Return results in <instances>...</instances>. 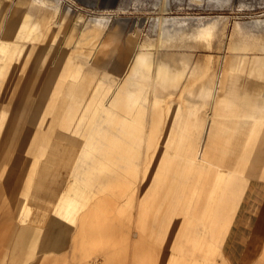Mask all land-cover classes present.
I'll return each mask as SVG.
<instances>
[{
    "label": "rangeland",
    "instance_id": "rangeland-1",
    "mask_svg": "<svg viewBox=\"0 0 264 264\" xmlns=\"http://www.w3.org/2000/svg\"><path fill=\"white\" fill-rule=\"evenodd\" d=\"M31 1L22 9L33 14L32 24L38 26L35 36L19 40L22 49L13 60L15 43L10 53L0 54V65H5V74L0 76V115L11 117L0 121V127L7 128L0 136V264H13L14 260L17 264H240L252 235L258 233L264 241V231H256L260 216H264V159L255 162L254 153L249 163L248 173L253 176L222 247L225 259L218 258L214 248L175 247L179 240L187 244L190 217L164 215L160 219L156 185L161 166H176L180 149L198 135L196 122L208 116L239 122L236 128L217 131L212 138L216 148L249 146L251 143L244 141L252 125L243 122V115L259 114L255 108L259 82L250 73L233 70L232 103L214 102L202 73L185 75L176 87L177 66L164 61L186 53L176 52L170 43L160 46L159 40L168 28L171 32L183 29L197 46L191 53L196 60L211 58L207 62L214 63L218 59L229 65L226 58L231 55L235 59L229 69L242 64L245 70L255 71L264 59V49L230 51L229 45L235 34L236 41L245 38L264 44V0H38L36 7ZM18 2L0 0V42L12 41V31L6 28ZM50 5L69 14L63 24L57 14L45 20ZM16 18L18 23L22 19ZM117 25L122 27L120 32L141 31L142 42L150 39L159 44L147 49V75L152 78L136 82L139 111L134 114L126 101L119 110L121 115L131 112L128 116L137 117L134 122L127 120L128 127L135 125L125 133L130 158L114 172L108 143L113 123L109 109L91 114L106 141L95 152L99 161L84 162L87 137L59 126L45 151L37 152L36 157L30 152L29 156L28 144L35 138L30 134L42 121L66 122L63 118L74 114L67 108L73 105L101 106L104 102L108 104L105 108L110 107L107 98L118 76L112 67L88 64L86 52L92 29L99 41ZM210 25L212 35L200 37ZM77 70L79 77H72ZM189 87L195 92H188ZM29 114L35 120L26 118ZM64 136L73 140L70 156H58L67 158V163L49 162L53 144H65ZM263 141L264 126L259 129L256 151ZM147 152L149 160L144 159ZM93 168L97 169L93 172ZM76 178L85 186V193L76 195L71 190ZM72 198L77 202H71L68 216L63 206ZM50 217L63 221L50 226ZM49 226L52 228L44 232ZM69 253L73 255L67 258ZM261 257L252 264H261Z\"/></svg>",
    "mask_w": 264,
    "mask_h": 264
},
{
    "label": "crops",
    "instance_id": "crops-1",
    "mask_svg": "<svg viewBox=\"0 0 264 264\" xmlns=\"http://www.w3.org/2000/svg\"><path fill=\"white\" fill-rule=\"evenodd\" d=\"M26 3L27 0H19L11 11L10 26L6 28V31H12V41L0 42V54L3 53L5 55L11 52L12 43H15L16 47L14 52H11L10 60H13L15 53L22 49L19 40L34 37L38 30V26L32 24L33 14L22 9ZM30 3L34 7L38 6V0H32ZM53 14H57L59 22L62 24L63 18L69 16L67 12L63 13L56 6L50 5L46 9L45 20H49ZM18 15L22 17L19 23L16 18ZM68 20L69 17L64 22ZM113 31L115 30L113 29ZM93 32L94 30L92 29L91 39L88 38L87 63L112 67L114 69L112 72L117 74L119 78L114 80L116 87L112 89L109 98H107V103H110V107L105 108L108 104H104V102L100 103L102 104L101 106H69L67 111L74 114L63 118L67 120L66 122L42 121L40 125L38 124L32 129L30 135H33L35 138L28 144L29 148L27 151L29 156L32 154L34 157L37 156V152L45 151L55 128L59 126L75 134L87 137L88 153L83 157L84 162H90L91 160L95 162L99 161L95 152L100 143H106V141L102 139L103 133L98 130L100 125L92 122L94 116L91 114L93 112H105L109 109L113 114L108 116V118H111L113 123L111 138L108 140V143L111 145L110 160L116 173L119 168L124 166L122 162L126 163L127 159L130 158L128 154L129 148L126 145V136L128 135L125 133L129 131L130 127L134 128L135 125L128 127L127 120L132 119L131 122H134L137 118L135 115L132 117L128 116L131 112L121 115L119 111L121 104L126 101L130 107L132 106L131 111L136 114L139 111L138 105L140 103L136 82L143 77L152 78V75H147L149 72L148 51L142 47L144 42L141 39V31L139 34L135 32H122L118 43L108 46L104 51H99L97 46L98 38L94 36ZM6 34L4 33V36ZM134 39L137 42L130 43ZM193 40V38L191 41L187 39L185 47L177 48L171 46L176 52H184L186 54L171 56L164 61L165 64L177 66L176 79L178 82L174 83L176 87H179L185 75L192 74L195 76L202 73L207 94L210 95L214 102L232 103L234 78L231 74L236 69L242 74H252L260 86V89L255 91V95L259 97L256 100L255 106L259 114L247 113L243 115V122L252 125L249 136L244 141L246 144L251 143L249 146L241 148H216L212 138L218 133L217 131L219 129L236 128L239 122L234 118L220 120L216 115L208 116L207 119L196 122L198 135L192 144L180 149L177 155L179 161L176 166L164 164L158 172L156 199L159 207L158 210L160 211V219L164 215H188L190 217L187 225V231H189L187 244L181 239L184 243H181L179 240L177 241L178 245H175V247L214 248L218 250V258L225 259L222 247L239 211L250 178L253 176L252 173H248L249 163L254 153H256L255 162L258 163L264 159V141L259 144L256 151L259 129L264 126V77L259 79L256 76L257 68L255 71L250 72L249 70H245L242 64L232 65L229 69L228 65L220 64L218 59L214 63L207 62L211 58L196 60L195 54H191L194 53L195 49L191 47L194 45ZM1 50H4V52ZM128 64H131V66L128 67ZM215 71L219 76L213 80L212 74ZM76 72L77 75H72V77H79L81 74L80 70ZM4 74L5 65H0V76ZM126 74L128 76L125 80ZM155 78L158 77L155 76ZM188 92L194 93L195 88L189 87ZM26 118L35 120L32 114H29ZM7 120H11V117L3 114L0 115V121ZM257 125H260L261 128ZM89 127L93 131H82L84 128ZM6 130L7 128L0 127V136H4ZM62 139L66 140L65 144L59 141H55L53 144V152L48 160L49 162L67 163V158L59 159L58 156L61 154H64V157L70 156L69 147L72 146L73 140L66 136L62 137ZM172 141L174 140L172 139ZM144 159H150L149 152L145 153ZM95 169L97 168H93L91 171L94 172ZM91 173L89 172L88 174ZM76 176H79V172H76ZM262 176L264 178V172ZM71 190L75 191L76 195L86 192L85 186L81 185L77 178L73 182ZM70 201L77 202L75 198L70 199ZM69 210L72 213L70 206ZM61 221L63 220L61 219ZM256 231H264L263 215L259 218ZM44 232H46V228ZM23 237L24 234H21L18 239V246L20 248L22 247ZM72 255L73 253H69L67 258ZM259 256H262L261 264H263L264 241L258 233H255L248 240L240 264H252ZM12 263L17 264L18 262L14 260ZM47 264H57V262Z\"/></svg>",
    "mask_w": 264,
    "mask_h": 264
},
{
    "label": "bare ground",
    "instance_id": "bare-ground-1",
    "mask_svg": "<svg viewBox=\"0 0 264 264\" xmlns=\"http://www.w3.org/2000/svg\"><path fill=\"white\" fill-rule=\"evenodd\" d=\"M122 27H120L119 25L116 26L115 28V31H111L109 33H107V36H105L104 38H101L99 41H98V49L99 51H104L108 46H111L113 45L114 43H118L119 41V38H120V35L123 31L120 32L119 29H121ZM99 29H101L99 27ZM171 29L168 28L165 30L162 38L159 40V44L160 46L162 45H166L168 43H170L169 45L170 46H175L177 48H180V47H185L187 44V41H185L186 39H189L190 35L189 34H184L185 33V30H177L175 32H171L170 31ZM119 31V32H118ZM212 26L210 25L208 28H205L203 30V33L201 35H199L200 37L202 38H209L211 35H212ZM184 34V35H182ZM182 36H186V37H182ZM236 34L232 37V40L230 42V45H229V50L230 51H250L252 49H254L255 47H259V49H264V44H254L253 42H251V40H246L245 38H241L239 41H236L235 40V37ZM182 38V39H181ZM184 38V39H183ZM137 42L136 39H134L132 42L130 43H135ZM159 44H155L153 43L152 40L148 39L147 41H145L142 45L143 48H146V49H149V48H153V47H156V46H159ZM193 48L197 47L195 44L193 46H191ZM235 58H233V56L229 55V57L226 58L227 62L229 65L234 61ZM228 65V66H229ZM218 74L216 73V71L212 74V79L215 80L218 78ZM256 76L259 78V79H262L264 77V59L262 58L259 62V65H258V68H257V72H256ZM25 109V108H24ZM259 128H261L260 125H257ZM256 126V128H257ZM67 199V198H66ZM71 202L73 201H70L68 200V203H67V206H63V208H65V212H66V215L70 216V210H69V206L71 205ZM64 213V211H63ZM47 221H49V224L50 226H54V225H58L61 221V219L59 218H56V217H50ZM46 221V222H47ZM48 227L46 228V232L48 230H50V228L52 227ZM72 264H73V261H71Z\"/></svg>",
    "mask_w": 264,
    "mask_h": 264
}]
</instances>
